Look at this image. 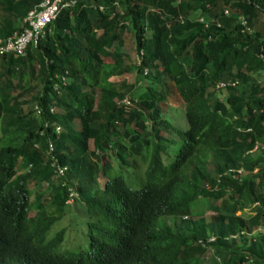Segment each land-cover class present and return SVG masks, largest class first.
I'll return each instance as SVG.
<instances>
[{"label":"trees","instance_id":"1","mask_svg":"<svg viewBox=\"0 0 264 264\" xmlns=\"http://www.w3.org/2000/svg\"><path fill=\"white\" fill-rule=\"evenodd\" d=\"M38 2L0 0V37ZM118 6L77 0L0 53V264H264V0Z\"/></svg>","mask_w":264,"mask_h":264},{"label":"built area","instance_id":"2","mask_svg":"<svg viewBox=\"0 0 264 264\" xmlns=\"http://www.w3.org/2000/svg\"><path fill=\"white\" fill-rule=\"evenodd\" d=\"M76 1L77 0H39L38 3L25 13L22 18L21 27L18 30H14L11 34L4 38L0 37V53L12 52L15 55H23L28 45H36L38 39L44 34L47 24L55 18L59 10L63 7L75 4ZM112 3L119 8L118 0H112ZM98 7L102 8V4H98ZM223 13L227 14L228 10L224 8ZM201 19L202 17L199 16V20ZM237 20L241 26V31L249 30L247 20L242 14L237 15ZM141 56V49L135 50V63H139ZM145 72L146 68L143 69V73ZM60 80L62 83L65 82L63 75L60 76ZM219 85H223V83L220 82ZM55 87L56 85L54 84L53 88ZM121 101L129 103V100L126 97H123ZM33 108L35 112L39 111V107L37 105L34 104ZM55 130H58L57 125L55 126ZM47 145V149L50 150L52 147L50 140H48ZM52 164H54V162H52ZM54 165L56 171L55 173L61 175L65 166L59 164ZM236 171L239 172L240 169H236Z\"/></svg>","mask_w":264,"mask_h":264},{"label":"rangeland","instance_id":"3","mask_svg":"<svg viewBox=\"0 0 264 264\" xmlns=\"http://www.w3.org/2000/svg\"><path fill=\"white\" fill-rule=\"evenodd\" d=\"M188 5H189L188 9L191 10V12H192V10H195V4L194 3L189 2ZM128 49H129L128 50L129 57H127V58L125 57L124 59L126 62L130 61V63L133 64V63H135V61H134L135 49H134V47L131 49L130 48H128ZM123 74L126 77V79L128 80V82L133 83L132 91L138 90V88L141 87V85H142L141 79L139 77H136V75L134 74V71H130L128 73H123ZM257 77L259 79H264V69H262L259 73H257ZM170 106H172V104L169 103L167 106L165 105L163 107V114L166 115L168 120L171 119V122L177 124V126L179 128H184L186 126V121H185L183 110L180 109V107H175V106L170 107ZM165 131L169 133L168 130H165ZM179 143H180V139L178 137L174 141H171L168 143L166 149L164 150V152L161 155L162 160L164 162H167L169 159H171V157L173 156L174 152L176 151ZM88 144H89V147H91L90 140H89ZM31 212H32V210H31ZM210 213H211V211L207 209L204 211L202 216L205 219H208ZM68 222H69L68 216H67V213H65L64 215L61 216L60 219H58V222L55 223V225L52 227V230H51V232H54L60 228H63L62 244L66 245V246H70V244H73L76 242V239L73 237L74 233L70 229ZM208 254H209L208 251H206L205 256H204V258L207 261H208Z\"/></svg>","mask_w":264,"mask_h":264}]
</instances>
